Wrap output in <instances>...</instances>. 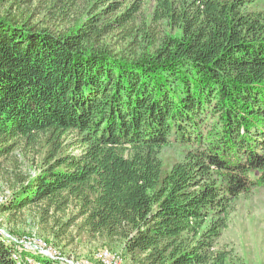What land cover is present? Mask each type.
Here are the masks:
<instances>
[{
	"label": "trees",
	"instance_id": "trees-1",
	"mask_svg": "<svg viewBox=\"0 0 264 264\" xmlns=\"http://www.w3.org/2000/svg\"><path fill=\"white\" fill-rule=\"evenodd\" d=\"M19 1L0 0V171L21 148L42 157L0 212L35 209L130 264L231 263L216 242L264 184V0H153L148 19L141 0H37L84 6L59 31ZM0 264H21L1 238Z\"/></svg>",
	"mask_w": 264,
	"mask_h": 264
},
{
	"label": "rangeland",
	"instance_id": "rangeland-1",
	"mask_svg": "<svg viewBox=\"0 0 264 264\" xmlns=\"http://www.w3.org/2000/svg\"><path fill=\"white\" fill-rule=\"evenodd\" d=\"M101 1V0H98ZM135 0H106L105 5L115 2L123 7ZM140 15L150 17L153 0H141ZM47 4L37 0H20L13 5L12 11L23 15L31 14L37 25L47 26L53 31L64 30L68 21L79 16L69 12L56 14L58 10H47ZM63 20V21H62ZM108 35L105 40L110 45H116L119 38ZM78 153V150L75 151ZM174 149L163 151L165 158H174ZM42 153L37 149H18L2 162L0 171V205L9 199L14 175L31 177L37 172ZM170 158V160H172ZM256 176V175H255ZM230 214L227 227L216 242V249L226 250L230 254L229 264H264V184L256 187L252 192L240 196ZM35 209H25L17 214L0 212V238L12 247V256L21 264H42L40 259H62L65 264H130L120 246L110 247L99 239H89L86 235H76L75 228L69 229L67 234L55 238L52 229L57 226L49 220L41 223ZM44 247L45 249H41ZM52 258L44 251L47 250ZM68 257V258H66Z\"/></svg>",
	"mask_w": 264,
	"mask_h": 264
},
{
	"label": "bare ground",
	"instance_id": "bare-ground-1",
	"mask_svg": "<svg viewBox=\"0 0 264 264\" xmlns=\"http://www.w3.org/2000/svg\"><path fill=\"white\" fill-rule=\"evenodd\" d=\"M44 252L47 253L52 258H58L57 256H53L48 250L47 251H44Z\"/></svg>",
	"mask_w": 264,
	"mask_h": 264
},
{
	"label": "built area",
	"instance_id": "built-area-1",
	"mask_svg": "<svg viewBox=\"0 0 264 264\" xmlns=\"http://www.w3.org/2000/svg\"><path fill=\"white\" fill-rule=\"evenodd\" d=\"M40 248H41V249H45L44 247H41V246H40ZM46 250H47V249H46Z\"/></svg>",
	"mask_w": 264,
	"mask_h": 264
}]
</instances>
